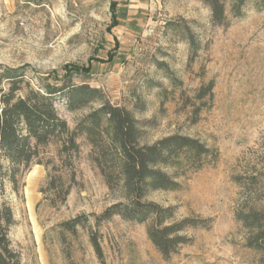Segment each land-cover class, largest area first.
Wrapping results in <instances>:
<instances>
[{
  "label": "rangeland",
  "instance_id": "rangeland-1",
  "mask_svg": "<svg viewBox=\"0 0 264 264\" xmlns=\"http://www.w3.org/2000/svg\"><path fill=\"white\" fill-rule=\"evenodd\" d=\"M223 2L225 25L213 23L201 0H0V73L22 71L36 87L40 75L55 83L72 72L75 83L100 88L105 100L133 110L142 143L179 133L218 151L216 160L182 176L180 189L148 196L175 207L177 220H204L165 258L148 222L115 216L96 224L121 192L109 189L80 137L76 182L63 203L49 199L44 165L32 166L19 191L6 186L3 199L15 213L9 235L22 264H102L92 230L106 264H263L245 246L236 210L243 184L254 178L249 186L264 206V0ZM101 103L71 111L61 99L57 109L74 129ZM56 149L50 145L48 156ZM81 215L89 219L75 233L63 227Z\"/></svg>",
  "mask_w": 264,
  "mask_h": 264
},
{
  "label": "trees",
  "instance_id": "trees-1",
  "mask_svg": "<svg viewBox=\"0 0 264 264\" xmlns=\"http://www.w3.org/2000/svg\"><path fill=\"white\" fill-rule=\"evenodd\" d=\"M211 8V18L225 25L223 0H201ZM113 18L117 21L115 10ZM39 76L34 87L26 74L7 69L0 73V264H22L21 252L13 247L10 229L15 224L12 206L3 199L7 184L15 191L24 186V176L35 164L49 171L46 192L51 202L63 203L76 182V160L81 151L80 137L91 146L90 158L112 191L121 199L95 216L96 224L120 216L138 223L148 222L150 240L165 258L178 252L190 241L186 230L202 225L204 220L186 217L175 219V207L149 200L155 191L181 188L180 178L214 161L218 151L199 138L171 134L147 144L141 142L143 126L130 108L105 100L100 88L74 82V74L65 72L48 82ZM211 86L205 95L211 93ZM63 100L73 111L102 100L99 107L80 119L74 129L60 115L57 104ZM56 144L55 157L46 149ZM256 179V178H254ZM243 184L242 200L236 220L244 230L245 246L260 255L264 264V206L256 203L258 189ZM88 216L81 215L62 225L75 233ZM90 243L102 264H106L98 231L89 233Z\"/></svg>",
  "mask_w": 264,
  "mask_h": 264
}]
</instances>
